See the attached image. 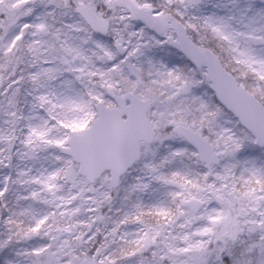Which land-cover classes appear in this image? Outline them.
Wrapping results in <instances>:
<instances>
[{
	"label": "snow or ice",
	"instance_id": "obj_1",
	"mask_svg": "<svg viewBox=\"0 0 264 264\" xmlns=\"http://www.w3.org/2000/svg\"><path fill=\"white\" fill-rule=\"evenodd\" d=\"M0 264H264V0H0Z\"/></svg>",
	"mask_w": 264,
	"mask_h": 264
}]
</instances>
